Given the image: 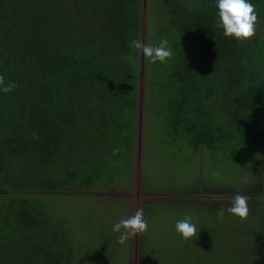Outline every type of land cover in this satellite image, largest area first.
Returning a JSON list of instances; mask_svg holds the SVG:
<instances>
[{"label":"trees","instance_id":"trees-1","mask_svg":"<svg viewBox=\"0 0 264 264\" xmlns=\"http://www.w3.org/2000/svg\"><path fill=\"white\" fill-rule=\"evenodd\" d=\"M251 2L255 35L238 40L215 0H146L145 45L172 50L161 62L129 46L142 0H0V76L16 85L0 92V264H77L75 228L44 197H105L132 176L141 54L166 142L208 152L217 184L203 189L229 194L168 201L201 218L202 198L217 222L197 227L211 246L198 264H264V0ZM236 195L246 218L226 210Z\"/></svg>","mask_w":264,"mask_h":264},{"label":"rangeland","instance_id":"rangeland-1","mask_svg":"<svg viewBox=\"0 0 264 264\" xmlns=\"http://www.w3.org/2000/svg\"><path fill=\"white\" fill-rule=\"evenodd\" d=\"M142 2L145 5L142 4L141 9V35L145 45L147 5L146 0ZM142 59L144 55L141 54L132 176L122 180L118 188L109 190L105 197L88 194L44 197L51 205V212L63 216L75 228L73 242L77 264H198L203 252L196 253L195 249L202 247L201 250L208 252L211 247L209 243L196 245L199 230L204 227H199L195 236L184 239L175 230V222L191 216L197 227H206V233L217 230V222L209 220L202 198L192 200L195 211L204 214L201 218L193 216L191 203H185L184 209L183 205L168 202H179L187 195L185 191L196 195L198 192H192L193 189H203L206 183L217 184V166L212 164V157L205 150L193 152L188 146L180 148L166 142L157 107L147 100ZM232 179L241 187L238 189L250 185L249 181L243 185L236 177ZM217 195L229 194L205 190L200 193L207 198L208 204L215 202L213 197ZM141 210L148 223L147 231L131 235L121 243V233L114 232L112 226Z\"/></svg>","mask_w":264,"mask_h":264},{"label":"clouds","instance_id":"clouds-1","mask_svg":"<svg viewBox=\"0 0 264 264\" xmlns=\"http://www.w3.org/2000/svg\"><path fill=\"white\" fill-rule=\"evenodd\" d=\"M217 9V25L223 30L226 37H233L238 40H246L255 35L256 22L258 19L255 5L251 0H215ZM166 40H162L160 45L153 47L144 45L140 40L134 39L130 41L131 48L143 51L146 57H151L153 61L159 60L163 62L172 55V50L168 47ZM16 85L8 83L4 85V78L0 76V92L8 93L13 90ZM248 197L236 195L233 203L226 210L233 216L241 219L246 218L249 213ZM224 209H220L217 215L224 216ZM121 229H124L121 232ZM148 223L143 218V211L136 212L135 215L121 219L112 226L114 232H120V242L123 243L131 235L147 231ZM175 230L184 238L189 239L197 234V226L193 222L191 216H185L183 219L175 222Z\"/></svg>","mask_w":264,"mask_h":264},{"label":"water","instance_id":"water-1","mask_svg":"<svg viewBox=\"0 0 264 264\" xmlns=\"http://www.w3.org/2000/svg\"><path fill=\"white\" fill-rule=\"evenodd\" d=\"M145 5V4H144Z\"/></svg>","mask_w":264,"mask_h":264}]
</instances>
